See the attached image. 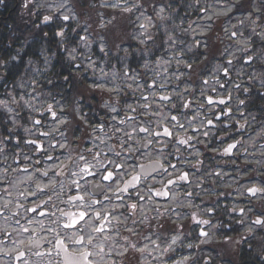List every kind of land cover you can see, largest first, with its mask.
<instances>
[{
    "label": "clouds",
    "instance_id": "1",
    "mask_svg": "<svg viewBox=\"0 0 264 264\" xmlns=\"http://www.w3.org/2000/svg\"><path fill=\"white\" fill-rule=\"evenodd\" d=\"M0 264H264V0H0Z\"/></svg>",
    "mask_w": 264,
    "mask_h": 264
}]
</instances>
